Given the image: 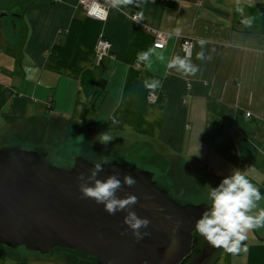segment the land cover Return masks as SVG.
<instances>
[{
	"label": "crops",
	"instance_id": "0c3cea01",
	"mask_svg": "<svg viewBox=\"0 0 264 264\" xmlns=\"http://www.w3.org/2000/svg\"><path fill=\"white\" fill-rule=\"evenodd\" d=\"M259 1L264 0H143L139 8L110 7L105 21H97L78 0H0V149L18 147L9 140H27L47 155L50 145L71 140L76 157L85 158L108 154V144H120L118 153L147 145L166 167H184L189 179V164L200 169L203 179L193 181L202 188H215L232 169L251 166L249 179L264 195ZM176 28L182 29L179 37L172 34ZM155 32L167 36L161 50L152 47ZM186 38L193 40L190 58L201 68L196 76H181L156 55L151 64L137 60V53L150 48L166 58L184 56ZM198 38L206 41L212 57L207 62L195 58ZM99 39L111 45L100 61ZM145 78L163 86L147 90ZM104 132L113 138L107 144L100 142ZM196 138L200 154L191 156ZM244 243L247 250L238 254L218 249L211 264H264V228L249 232ZM17 259L84 264L72 255ZM17 259L0 249V264H18Z\"/></svg>",
	"mask_w": 264,
	"mask_h": 264
},
{
	"label": "water",
	"instance_id": "95a60500",
	"mask_svg": "<svg viewBox=\"0 0 264 264\" xmlns=\"http://www.w3.org/2000/svg\"><path fill=\"white\" fill-rule=\"evenodd\" d=\"M46 154L9 147L0 149V245L23 248L39 257L55 250L75 253L94 264H184L193 251L195 222L205 204L181 205L157 187L153 174L135 167L102 165L98 179L118 173L137 184L123 187L137 196L131 210L150 220L149 232L136 241L123 224L125 212L108 215L103 205L81 199L77 175L93 164L81 157L69 169L45 161ZM121 233H126L121 235Z\"/></svg>",
	"mask_w": 264,
	"mask_h": 264
},
{
	"label": "clouds",
	"instance_id": "9594fccd",
	"mask_svg": "<svg viewBox=\"0 0 264 264\" xmlns=\"http://www.w3.org/2000/svg\"><path fill=\"white\" fill-rule=\"evenodd\" d=\"M142 2L143 0H108L110 6L118 11L128 6L139 8ZM172 34L179 37L182 35V29L176 28ZM198 45L200 50L196 52L195 58L202 62L211 60V55L205 51L206 41L198 38ZM153 55L166 63L168 69L174 70L181 76L193 77L201 71L200 65L193 63L190 56L173 54L170 58H166L163 53H155L151 48L137 53V60L144 64H151ZM142 85L150 91H156L163 86L162 81L155 78H145ZM100 137H102L100 142L104 144L113 139L107 132L102 133ZM196 143L198 147L191 156L200 154L197 138ZM106 164L107 161L97 162L87 176L84 173L77 175L80 198L103 205V210L108 215L125 212L122 222L131 231L136 241L150 236L149 232L141 231L148 228L150 220L139 217L135 211L131 210L138 203L137 196L129 193H124L123 197L117 196L123 187H134L137 184L136 179L130 174H125L121 181L118 173L108 175L103 180L98 179V174L103 171L102 165ZM250 167L244 170L232 169L230 175L223 178L217 187H208V206L194 225L195 232L203 237L207 244L230 254L246 251L244 242L248 239L249 232L264 228V207L260 206V202L264 201V195L249 179ZM125 234L121 233V235Z\"/></svg>",
	"mask_w": 264,
	"mask_h": 264
},
{
	"label": "rangeland",
	"instance_id": "374dc122",
	"mask_svg": "<svg viewBox=\"0 0 264 264\" xmlns=\"http://www.w3.org/2000/svg\"><path fill=\"white\" fill-rule=\"evenodd\" d=\"M8 143L13 146H18L16 148L24 151H34V149L36 148L35 144L27 140H19V141L9 140ZM108 146L111 147V149H107L108 154L105 155V154H101L100 152H97L98 155H94V156H89L87 154H84L86 156L85 158L83 157L84 160L93 165L97 162L107 161V164L116 163L127 167H135L142 171H148L153 174V181L156 183L157 187L162 190H165L168 193V195L172 199H174L177 203L181 205L205 204L208 206L209 203L208 199L205 198L207 197V194L204 195V193H208V188H202V186L198 187L197 183L193 181V179L195 180V178L203 179L204 174L201 172L200 169H198V173H197V171L194 169L193 164H189V168L192 173V178L189 179L190 176L184 167L182 168L178 166L180 172L179 170L175 171L171 169L170 165H169L170 167H166L164 163V159H162L157 155H153L151 148L148 147L147 145H143L139 148H135V147L128 149L120 148L121 152L119 153L118 151L120 150L117 147H120V144L117 143L116 146L114 144H108ZM77 148H78L77 145H74L71 140L67 141L62 145H55V146L50 145L47 151H45L47 152L45 161L55 167L61 169H69L73 165L74 160L78 158L76 156H78L79 154L75 153L77 152L76 150ZM168 163H170V160ZM177 165H179V163H177ZM174 166H176V164ZM170 169L171 171H169ZM167 183L169 184L175 183L177 185H180L178 189L181 192H177L174 189L172 190L170 189L169 191L168 185L165 186V184ZM11 251L13 255L16 256L17 258H19L20 255L24 256L26 254L36 255L32 252L26 251L23 248H18L16 250H11ZM217 251L212 255L213 260L217 258ZM68 255H72L73 258L76 259V262L79 263L84 262V264L87 263L91 264V259L88 258L85 260V258H82L75 253H69L63 250L52 251L51 254L46 257H56V256L68 257Z\"/></svg>",
	"mask_w": 264,
	"mask_h": 264
},
{
	"label": "built area",
	"instance_id": "2783aa9c",
	"mask_svg": "<svg viewBox=\"0 0 264 264\" xmlns=\"http://www.w3.org/2000/svg\"><path fill=\"white\" fill-rule=\"evenodd\" d=\"M56 2H59L60 0H54ZM79 5L84 9L85 15L90 18L97 21H104L106 19L107 11L111 7L108 3V0H78ZM140 15H134L132 16V19L135 21L140 20ZM155 41L152 45L153 49L161 50L164 48L166 38L167 36L155 32ZM111 45L108 41L99 39L96 44V56L97 60L100 61L104 57L107 56V53L110 49ZM193 48V40L191 38L183 39L181 42V50L184 54V56H191ZM149 101L155 100V95L153 93H150L148 96ZM246 116H249L247 114Z\"/></svg>",
	"mask_w": 264,
	"mask_h": 264
},
{
	"label": "flooded vegetation",
	"instance_id": "af4514ba",
	"mask_svg": "<svg viewBox=\"0 0 264 264\" xmlns=\"http://www.w3.org/2000/svg\"><path fill=\"white\" fill-rule=\"evenodd\" d=\"M217 248L211 247L197 232L194 233L193 251L184 264H211ZM209 262V263H208Z\"/></svg>",
	"mask_w": 264,
	"mask_h": 264
},
{
	"label": "trees",
	"instance_id": "16d2710c",
	"mask_svg": "<svg viewBox=\"0 0 264 264\" xmlns=\"http://www.w3.org/2000/svg\"><path fill=\"white\" fill-rule=\"evenodd\" d=\"M256 8H257V10L259 11V13H260V15H261V25H262V29L264 30V1H259V2H257L256 3ZM106 155V154H105ZM171 168H173V167H171ZM166 185H168V190L170 191V189L172 190V189H174V190H176L177 192H181V191H179V189H178V187L180 186V185H177V184H175V183H167V184H165V186ZM0 249H4L5 251H6V253L8 252V253H10V254H12L13 255V253H12V251L11 250H8V249H6V248H4L3 246H1L0 245ZM14 256V255H13ZM15 258L17 259V257L15 256ZM18 260V259H17ZM86 260V259H85ZM17 263L18 264H25L24 262H22V261H20V260H18L17 261ZM93 262L91 261V264H92ZM94 264V263H93Z\"/></svg>",
	"mask_w": 264,
	"mask_h": 264
}]
</instances>
